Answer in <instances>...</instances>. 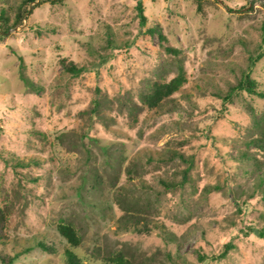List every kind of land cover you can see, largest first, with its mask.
I'll return each mask as SVG.
<instances>
[{
  "label": "rangeland",
  "instance_id": "obj_1",
  "mask_svg": "<svg viewBox=\"0 0 264 264\" xmlns=\"http://www.w3.org/2000/svg\"><path fill=\"white\" fill-rule=\"evenodd\" d=\"M258 1L59 0L32 9L34 0L21 24L0 29V153L26 163L0 157L8 213L0 251L29 247L10 264H64L69 246L56 225L67 222L80 236L69 249L89 260L122 251L134 264H264L263 167L253 168L264 155L247 143L264 132V99L237 89L221 99L244 73L264 88ZM20 2L0 0L8 24ZM62 57L81 72H64ZM178 67L183 83L147 108L150 82ZM132 218L149 231H134Z\"/></svg>",
  "mask_w": 264,
  "mask_h": 264
},
{
  "label": "trees",
  "instance_id": "obj_2",
  "mask_svg": "<svg viewBox=\"0 0 264 264\" xmlns=\"http://www.w3.org/2000/svg\"><path fill=\"white\" fill-rule=\"evenodd\" d=\"M34 0H21V2L16 5L15 12L12 15V21L10 24H8V17L5 16V10L0 9V29L1 30H6L11 26H17L21 24L22 19H24V14L27 12V3L33 2ZM55 1L59 0H37V2L33 5H31V8L35 7L36 5L42 3V2H50L53 3ZM252 2V0H250ZM259 2V1H258ZM261 4H264V0L262 2H259ZM137 11H138V18H139V23L143 24V14H142V9L140 7V3L137 1L136 3ZM31 10V9H30ZM28 14H30V11L28 10ZM3 25V27L1 26ZM263 25V24H262ZM263 28V27H262ZM146 32L149 34H156L157 37L160 40H165L164 35L161 33L159 30V27H151L146 29ZM109 39V38H108ZM110 40V39H109ZM110 42V41H109ZM164 50L167 53H176L178 52L177 49L170 47V46H165ZM260 57V54L257 55V58ZM59 64L61 66V69L71 75H78L81 72V67L76 65L73 61L71 60H65V58H59ZM184 81L183 73L181 67H178V72L171 77L169 80L165 82H160L157 80L151 81L149 85L148 92L145 93L142 97V102L145 104L147 108H153L159 104V102L172 95L182 84ZM26 84L31 86L32 82L29 80H26ZM243 90L245 91L248 95L251 96H256L259 98L264 99V88H259L257 82L251 78L247 73H244L241 78L236 82V84L230 88H228L227 92L221 96L222 100H227L229 101L231 98V93L233 90ZM98 101L94 100L88 110L90 114L96 115L98 113ZM94 116H89L90 119H92ZM90 128L89 125L86 126V129L88 130ZM83 133L80 134L82 136ZM60 136H57L59 138ZM83 137V136H82ZM248 144L252 145L255 149L259 150L263 155H264V132H261L260 136L257 137H252L248 142ZM0 157L4 161H11L14 166H21V165H26L25 162L22 160H18L12 156H6L3 157L0 153ZM35 162V160L33 161ZM257 159L255 160V164L253 165V168L257 167L258 165H262L263 171H262V176L264 177V160L262 163H256ZM190 165L185 166L180 172H181V177L183 178L181 181L183 182L186 177L187 169H189ZM257 169V168H256ZM255 169V170H256ZM161 183L165 187H174L176 184L181 185V182H174V183H166L164 180H161ZM251 197V195H250ZM8 213L4 209L2 205H0V242L2 240H5L7 238V233H6V227H7V221H8ZM131 227L134 231L137 232H142V231H149L148 230V224L147 221L143 220L139 222L138 224V218H132L131 219ZM139 225V226H137ZM58 233L62 236L64 239L65 243L69 246V248H76L79 243H80V236L77 233V230L71 223H58L56 225ZM257 236L260 238L264 239V234L260 231L257 232ZM34 246H37L41 248L44 251L47 252H54L53 247L49 244H46L42 240H36L34 242ZM230 244H225L224 249L230 248ZM65 248L63 250V260L64 264H134L132 259H130L124 252L122 251H115L108 253L103 256H94L92 257L93 260H89V258H86L84 255H79L76 254L73 250ZM29 247H23L22 250L17 252L18 254L21 253V251H28ZM17 253L14 254L17 256ZM16 256H12L7 253H2L0 251V260L4 264H10ZM88 259L90 262L85 263V260ZM200 261L204 260V257L200 256L199 257Z\"/></svg>",
  "mask_w": 264,
  "mask_h": 264
},
{
  "label": "water",
  "instance_id": "obj_3",
  "mask_svg": "<svg viewBox=\"0 0 264 264\" xmlns=\"http://www.w3.org/2000/svg\"><path fill=\"white\" fill-rule=\"evenodd\" d=\"M14 29V28H13ZM4 33H7V31L6 32H4Z\"/></svg>",
  "mask_w": 264,
  "mask_h": 264
}]
</instances>
